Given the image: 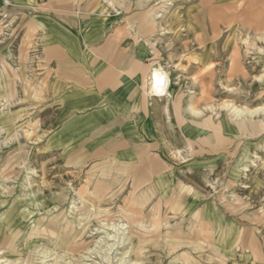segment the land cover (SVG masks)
<instances>
[{"label": "rangeland", "instance_id": "374dc122", "mask_svg": "<svg viewBox=\"0 0 264 264\" xmlns=\"http://www.w3.org/2000/svg\"><path fill=\"white\" fill-rule=\"evenodd\" d=\"M45 1L0 0V56L16 55L20 103L29 94L24 72L30 24L47 8ZM84 1L55 0L76 7ZM136 9L143 28L166 33L163 49L169 43L182 61L201 44L220 59L193 77L179 75V98L206 102L214 119L221 113L240 123L243 136H216L221 155L210 173L184 168L180 177L199 184L202 199L227 221L184 216L169 199L139 202L114 185L110 167L85 161L67 169L63 157L46 156L44 142L35 140L27 124L20 144L0 140V237L15 233L6 242L0 238V264H264V0H141L125 14ZM35 85L38 101L41 81ZM192 151L190 143L182 144L177 158L187 160ZM11 172L8 181L2 178ZM24 211L33 219L26 229ZM157 220V231L141 227L157 226Z\"/></svg>", "mask_w": 264, "mask_h": 264}, {"label": "crops", "instance_id": "0c3cea01", "mask_svg": "<svg viewBox=\"0 0 264 264\" xmlns=\"http://www.w3.org/2000/svg\"><path fill=\"white\" fill-rule=\"evenodd\" d=\"M45 4L30 24L33 36L24 72L30 86L21 103L16 55L0 56V140L20 144L29 124L35 140L44 142L46 156L63 157L67 169L85 161L110 167L114 185L139 202L169 199L184 216L227 221L212 201L202 199L199 184L180 177L184 168L189 174L210 173L208 167L221 155L215 151L216 136H243L240 123L221 113L214 119L206 102L179 98L177 77L219 65L218 56L203 44L185 61L169 43L163 49L166 33L146 31L140 9L125 14L141 0ZM154 72L165 77L162 95L151 92ZM37 80L42 87L38 101L33 96ZM189 143L195 154L179 160L176 154Z\"/></svg>", "mask_w": 264, "mask_h": 264}, {"label": "bare ground", "instance_id": "6f19581e", "mask_svg": "<svg viewBox=\"0 0 264 264\" xmlns=\"http://www.w3.org/2000/svg\"><path fill=\"white\" fill-rule=\"evenodd\" d=\"M151 84H149V86L151 85V92H154L156 95L157 94H160V95H162V94H164V92H165V90H166V88H165V84H164V82H165V77H164V75L163 74H161V73H158V72H154V73H152L151 74ZM150 81V80H149ZM159 95V96H160ZM232 111H234V109L232 110ZM239 111V110H238ZM240 112H241V110H240ZM235 113H236V110H235ZM241 114V113H240ZM250 114V113H249ZM255 116V115H254ZM240 119H242V118H240ZM13 176V173L11 172V173H8V174H6V175H2V178L4 179V180H9L11 177ZM21 185H22V183H21ZM6 188V187H5ZM34 190V189H33ZM20 194V193H19ZM32 194V193H31ZM36 194V193H35ZM32 195V199L35 197V199H37V197H36V195ZM50 194V193H49ZM3 195H6L7 197L6 198H8V196L10 195L9 193H7V192H4L3 193ZM24 195V194H23ZM17 196V195H16ZM22 196V195H21ZM20 196V197H21ZM25 198L27 197V195L26 196H24ZM29 198H30V196H29ZM52 198V197H51ZM13 199V198H12ZM54 201V200H53ZM52 201V202H53ZM34 202V201H33ZM38 202V201H37ZM58 202V201H57ZM37 204V203H36ZM69 205V204H68ZM37 206V205H36ZM34 207V206H33ZM56 209V208H55ZM26 210V209H25ZM61 211V210H60ZM51 212V211H50ZM24 213L25 214H23V217H22V226H23V228L24 229H26V227H27V222L31 219V220H33L32 218H31V212L30 211H24ZM55 215V214H54ZM46 221H47V219H46ZM43 222V221H42ZM217 222V221H216ZM44 224V223H43ZM214 224V223H213ZM219 225V224H218ZM216 226H217V224H216ZM37 227V224H32L31 226H30V228L32 229V230H34L35 228ZM41 227H42V225H41ZM141 227H145V228H147V229H151L152 231H157V229L159 228V225H157V226H150L149 228L148 227H146V226H141ZM141 227H139V228H141ZM60 229V228H59ZM214 229V228H213ZM217 230V229H216ZM214 231V230H213ZM59 233V232H58ZM192 233V232H191ZM11 234H15V233H11V230H10V234L9 235H4V236H2V237H0V238H2L3 239V242L5 241H7V239L9 238V236L11 235ZM34 233H28V237H30L31 235H33ZM224 236H225V233H224ZM58 236H56V238H57ZM62 237V236H61ZM128 237V236H127ZM36 238V237H35ZM55 238V239H56ZM223 238V237H222ZM63 240V239H62ZM60 243V242H59ZM60 245V244H59ZM76 246V245H75ZM141 247H144L145 248V246H141ZM17 248V247H16ZM1 249V248H0ZM75 249V248H74ZM67 253V252H66ZM41 257V256H40ZM42 262V261H41Z\"/></svg>", "mask_w": 264, "mask_h": 264}]
</instances>
